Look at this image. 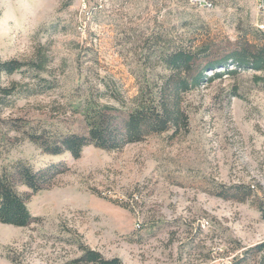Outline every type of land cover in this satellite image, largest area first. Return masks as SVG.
Returning <instances> with one entry per match:
<instances>
[{
    "label": "rangeland",
    "instance_id": "obj_1",
    "mask_svg": "<svg viewBox=\"0 0 264 264\" xmlns=\"http://www.w3.org/2000/svg\"><path fill=\"white\" fill-rule=\"evenodd\" d=\"M212 1L205 10L186 0H0V59L30 61L43 49L42 76L56 84L0 109V172L17 162L63 171L30 196L34 223L0 224V264H83L81 247L121 264H227L264 242L250 202L208 192L243 184L264 202V71L229 60L219 78L206 72L182 96L188 125L176 135L116 151L90 146L79 159L43 154L24 136L85 134V98L112 107L120 124L136 93L170 74L160 60L166 42L195 50L207 38L223 49L248 31L264 35L253 0Z\"/></svg>",
    "mask_w": 264,
    "mask_h": 264
},
{
    "label": "trees",
    "instance_id": "obj_2",
    "mask_svg": "<svg viewBox=\"0 0 264 264\" xmlns=\"http://www.w3.org/2000/svg\"><path fill=\"white\" fill-rule=\"evenodd\" d=\"M249 33H244L235 43L227 42L223 49L222 45L215 47L216 43L207 38L195 50H189L182 44L172 50V46L166 42L160 48V60L170 74L162 77L152 92L136 93L133 106L120 124L115 123L117 117L112 113V107L85 98L80 110L87 128L85 134L54 136L27 131L24 133L25 139L43 154L59 157L68 153L73 159H79L83 150L90 146L116 151L124 145L139 143L169 131L176 135L181 127L186 128L188 125L187 116L181 107L182 96L197 89L206 80V72L213 71L212 79L219 78L220 74L216 70L225 69L229 60L237 68L264 71V35L259 31ZM41 50L43 49H39L30 61L0 59V109L11 106L20 96L27 97L55 88L54 81H48L42 76L47 72L49 57ZM215 52L220 55L212 58ZM15 74L30 79L29 83H3L4 76L11 77ZM61 167L60 163H51L43 169L34 170L28 164L17 162L9 169H3L0 172V224L25 228L34 223L36 219L30 214L27 202L31 195L45 189L52 178L63 172ZM19 187L26 188L30 194L21 193ZM208 192L225 201L250 202L264 221V202L256 198L251 186L221 185ZM80 250L78 263L121 264L118 259H104L101 254L86 247H81ZM251 263L264 264V242L235 255L227 264Z\"/></svg>",
    "mask_w": 264,
    "mask_h": 264
},
{
    "label": "built area",
    "instance_id": "obj_3",
    "mask_svg": "<svg viewBox=\"0 0 264 264\" xmlns=\"http://www.w3.org/2000/svg\"><path fill=\"white\" fill-rule=\"evenodd\" d=\"M189 4L205 9V10H210L213 7V1L212 0H186ZM253 3H258V11L257 14L260 16L261 12L264 11V0H253ZM260 29H264V26H260Z\"/></svg>",
    "mask_w": 264,
    "mask_h": 264
},
{
    "label": "bare ground",
    "instance_id": "obj_4",
    "mask_svg": "<svg viewBox=\"0 0 264 264\" xmlns=\"http://www.w3.org/2000/svg\"><path fill=\"white\" fill-rule=\"evenodd\" d=\"M255 4V7H256V11H258V3H254ZM261 16H264V11L263 12H261V14H260Z\"/></svg>",
    "mask_w": 264,
    "mask_h": 264
}]
</instances>
